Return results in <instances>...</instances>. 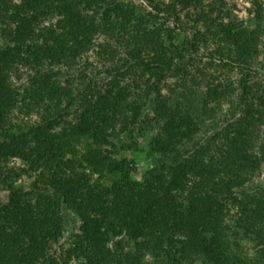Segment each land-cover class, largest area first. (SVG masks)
<instances>
[{"label":"trees","instance_id":"1","mask_svg":"<svg viewBox=\"0 0 264 264\" xmlns=\"http://www.w3.org/2000/svg\"><path fill=\"white\" fill-rule=\"evenodd\" d=\"M145 1L0 0V264H264V0Z\"/></svg>","mask_w":264,"mask_h":264},{"label":"rangeland","instance_id":"2","mask_svg":"<svg viewBox=\"0 0 264 264\" xmlns=\"http://www.w3.org/2000/svg\"><path fill=\"white\" fill-rule=\"evenodd\" d=\"M136 3L145 4V0H128ZM233 8L235 13L243 19H248L251 15L252 4L251 0H228ZM95 59L94 53L92 58ZM27 76L24 75L23 79L16 81L20 83L26 81ZM33 118H36L35 115ZM153 135L152 130H135L132 138H129L124 143V146L121 148V157H127L131 161L130 167L133 171V176L136 179H141L144 172L154 164V157L149 155V141ZM257 181L264 183V168L262 169L260 175L257 177ZM25 185L28 184V180L22 181ZM251 187H257L255 184ZM9 192L6 189H0V201L6 202L8 200ZM70 220L67 225V231L65 232V237L62 239L61 243H66L70 233L78 232L80 222L72 214L70 215Z\"/></svg>","mask_w":264,"mask_h":264}]
</instances>
